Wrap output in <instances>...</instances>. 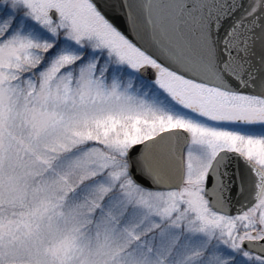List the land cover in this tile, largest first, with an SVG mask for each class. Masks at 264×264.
<instances>
[{"label": "snow or ice", "instance_id": "6c2138e0", "mask_svg": "<svg viewBox=\"0 0 264 264\" xmlns=\"http://www.w3.org/2000/svg\"><path fill=\"white\" fill-rule=\"evenodd\" d=\"M0 264H264V0H0Z\"/></svg>", "mask_w": 264, "mask_h": 264}]
</instances>
